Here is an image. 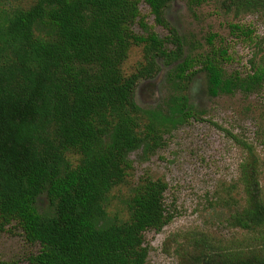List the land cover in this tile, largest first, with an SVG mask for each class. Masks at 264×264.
<instances>
[{
	"label": "trees",
	"instance_id": "1",
	"mask_svg": "<svg viewBox=\"0 0 264 264\" xmlns=\"http://www.w3.org/2000/svg\"><path fill=\"white\" fill-rule=\"evenodd\" d=\"M3 1L0 235L17 227L37 245L29 264H147L145 234L173 219L168 184L144 178L127 201L126 220L110 217L111 193L126 183L131 155L156 153L167 132L198 118L188 90L199 73L212 97L262 89L264 38L253 73L227 76L219 58L194 54L168 20L175 0H35L14 10H3ZM181 1L195 9L204 0ZM142 2L168 37L148 25ZM222 9L237 18L256 14L264 24V0H224ZM231 27L255 42L253 29ZM133 47H143L145 62L126 75ZM161 63L171 70L172 94L156 109H143L137 90L159 74ZM237 141L246 154L239 166L242 197L228 223L240 237L200 234L189 264H264V161L255 144Z\"/></svg>",
	"mask_w": 264,
	"mask_h": 264
},
{
	"label": "rangeland",
	"instance_id": "2",
	"mask_svg": "<svg viewBox=\"0 0 264 264\" xmlns=\"http://www.w3.org/2000/svg\"><path fill=\"white\" fill-rule=\"evenodd\" d=\"M34 1L4 0L1 8H28ZM223 1L204 0L200 7L191 9L184 1L175 0L167 18L192 43L194 54L217 57L227 76L244 78L253 73L263 55L258 44L264 38V24L256 14L239 18L226 14ZM141 12L161 38L169 36L167 30L155 24L144 2ZM232 25L253 29L255 42H250L243 32H233ZM135 30L144 34L139 27ZM168 47L174 48L172 44ZM144 62L143 47H133L123 65L124 73L131 75ZM160 67L159 74L144 81L137 90L136 101L143 109H156L172 94L174 87L168 77L171 70L163 63ZM188 95L198 118L167 132L156 153L144 155L139 151L131 155L133 169L126 183L110 195V217L126 220L127 201L137 184L146 177L168 184L165 200L173 219L161 232L145 234L147 264H189L200 234L225 241L240 237V232L228 223L236 208L235 200L242 197L239 166L246 154L237 140L255 144L264 161V85L251 94L237 91L212 97L205 75L199 73L190 84ZM77 158L73 157L75 163ZM38 250L17 227L0 235V262L29 264V257Z\"/></svg>",
	"mask_w": 264,
	"mask_h": 264
}]
</instances>
